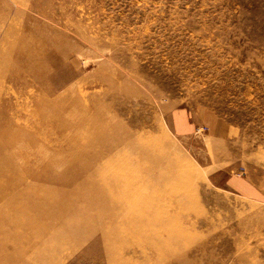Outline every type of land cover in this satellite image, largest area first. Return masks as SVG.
<instances>
[{
	"label": "rangeland",
	"instance_id": "374dc122",
	"mask_svg": "<svg viewBox=\"0 0 264 264\" xmlns=\"http://www.w3.org/2000/svg\"><path fill=\"white\" fill-rule=\"evenodd\" d=\"M0 264H264V0H0Z\"/></svg>",
	"mask_w": 264,
	"mask_h": 264
}]
</instances>
